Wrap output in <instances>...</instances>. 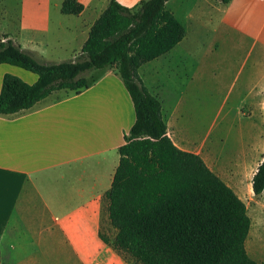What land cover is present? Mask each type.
I'll use <instances>...</instances> for the list:
<instances>
[{"label":"crops","instance_id":"1","mask_svg":"<svg viewBox=\"0 0 264 264\" xmlns=\"http://www.w3.org/2000/svg\"><path fill=\"white\" fill-rule=\"evenodd\" d=\"M64 1L19 0L17 26L8 25L7 35L0 42L12 40L45 63L76 61L92 26L112 0H77L85 7L80 15L63 14ZM116 1L133 8L142 0ZM172 1L175 0L168 1L170 10L184 24L183 19L191 16L180 18L177 8H172ZM186 30L185 44L182 41L150 63L184 62L186 46L193 41L192 32L187 27ZM212 31L214 46L219 42L218 36L235 38L247 44L248 58L257 51L261 54L264 52V0H230L219 11L217 28ZM97 72L96 81L80 94L58 91L30 110L13 116L0 115V264H131L127 254L113 247L116 235L111 240L107 237L111 241L107 244L100 234L103 227H112L106 193L120 162L119 148L125 144V134L135 123V108L115 70ZM6 74L30 85L38 81V76L30 71L1 64L0 93ZM140 78L162 101L173 142L180 149L201 156L188 142L204 139L207 131L197 138L180 132V100L168 99L166 104V99L161 98L163 93L155 91L143 76ZM245 98L235 105L236 114L241 109L253 111V105ZM229 99L230 95L225 96L222 108L228 106ZM214 123L211 127L217 125ZM253 154H248V158ZM245 163L246 159L240 155L234 160L233 179L229 183L206 162L234 189L249 212V203L264 197V193L256 196L253 191L252 181L259 165L246 174ZM253 222L252 219L248 240ZM248 240V253L264 264V257L253 255L255 246L248 248Z\"/></svg>","mask_w":264,"mask_h":264},{"label":"trees","instance_id":"2","mask_svg":"<svg viewBox=\"0 0 264 264\" xmlns=\"http://www.w3.org/2000/svg\"><path fill=\"white\" fill-rule=\"evenodd\" d=\"M168 1L142 0L127 8L112 0L90 30L84 61L45 63L12 40L1 41L0 65L21 67L38 81L30 85L6 74L0 115L30 110L58 91L80 94L96 81L85 72L118 63L116 73L131 96L136 120L119 148L120 162L106 193L116 230L113 247L140 264H260L247 250L252 219L246 203L200 155L173 142L162 101L138 75L139 68L171 52L187 35ZM84 9L77 0L62 5L66 15ZM252 184L256 196L264 193V156Z\"/></svg>","mask_w":264,"mask_h":264},{"label":"rangeland","instance_id":"3","mask_svg":"<svg viewBox=\"0 0 264 264\" xmlns=\"http://www.w3.org/2000/svg\"><path fill=\"white\" fill-rule=\"evenodd\" d=\"M18 5L19 0H0V38L7 35L8 25L17 26ZM165 5L171 9L168 2ZM223 6L222 0L172 1V8H177L180 18L191 16L187 20L183 19L193 38L192 43L186 46L182 59L184 62L170 65L171 60L155 61L139 68L138 75L143 76L155 91L163 93L161 98L166 99V104L168 99L180 100V132L197 138L207 131L204 139L188 144L191 149L199 151L207 164L230 183L234 160L239 155L247 161L246 174L252 173L264 156V52L260 54L257 51L248 58L247 44L235 38L223 39L218 36L219 42L215 46L211 43L215 35L212 30L217 28L219 11ZM185 43L186 39L181 44ZM76 60L84 61L87 58L80 54ZM118 65H108L103 70L116 71ZM83 75L91 81L99 73L91 70ZM227 95H230L229 104L222 108L221 104ZM243 97L254 109L252 112L241 109L240 114H236L235 105ZM214 122L217 125L211 127ZM252 152L253 156L248 158ZM248 206L249 215L254 220L248 248L251 250L254 245L253 255L264 257V218L260 219L264 215V197L261 196ZM103 228L101 234L110 240L116 235L112 227ZM127 258L131 264H140L129 255Z\"/></svg>","mask_w":264,"mask_h":264}]
</instances>
